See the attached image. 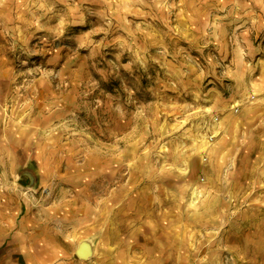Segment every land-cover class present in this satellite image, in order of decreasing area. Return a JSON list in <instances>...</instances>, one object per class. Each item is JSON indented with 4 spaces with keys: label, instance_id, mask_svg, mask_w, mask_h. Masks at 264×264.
Here are the masks:
<instances>
[{
    "label": "rangeland",
    "instance_id": "374dc122",
    "mask_svg": "<svg viewBox=\"0 0 264 264\" xmlns=\"http://www.w3.org/2000/svg\"><path fill=\"white\" fill-rule=\"evenodd\" d=\"M162 3L0 0V148L30 149L18 181L38 182L42 145L72 150L65 164L109 165L108 236L125 251L99 252L94 235L91 259L264 264V120L228 103L214 51Z\"/></svg>",
    "mask_w": 264,
    "mask_h": 264
},
{
    "label": "crops",
    "instance_id": "0c3cea01",
    "mask_svg": "<svg viewBox=\"0 0 264 264\" xmlns=\"http://www.w3.org/2000/svg\"><path fill=\"white\" fill-rule=\"evenodd\" d=\"M162 9L179 16L183 36L192 46L204 43L211 48L208 55L214 51L218 66L231 77L228 103L241 104L243 112L249 108V125L263 122L264 0H165ZM33 152L38 182L18 181L17 173L29 166L22 157L28 159L30 149L0 148V264H120L77 253L94 235L105 237L99 252L125 251L117 233L113 242L108 236L111 211L117 212L120 201L118 192L111 198L109 165L65 164V156L73 151L61 147L42 145ZM152 197L133 207L139 217L156 204L157 197ZM150 213L155 217L158 212ZM141 238L135 237L138 250L156 251L157 242L149 237L142 243Z\"/></svg>",
    "mask_w": 264,
    "mask_h": 264
},
{
    "label": "water",
    "instance_id": "95a60500",
    "mask_svg": "<svg viewBox=\"0 0 264 264\" xmlns=\"http://www.w3.org/2000/svg\"><path fill=\"white\" fill-rule=\"evenodd\" d=\"M78 255L82 258H89L93 254V246L88 240L83 241L78 248Z\"/></svg>",
    "mask_w": 264,
    "mask_h": 264
}]
</instances>
